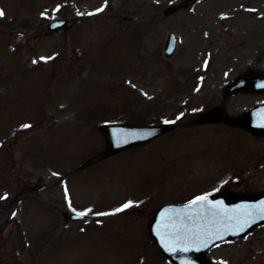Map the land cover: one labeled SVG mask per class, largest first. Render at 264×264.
<instances>
[{
  "label": "rangeland",
  "instance_id": "374dc122",
  "mask_svg": "<svg viewBox=\"0 0 264 264\" xmlns=\"http://www.w3.org/2000/svg\"><path fill=\"white\" fill-rule=\"evenodd\" d=\"M0 11V264H170L148 234L156 208L264 189L253 169L264 139L236 125L264 95L224 97L264 70V29L252 37L264 0H0ZM57 19L69 27L50 34ZM169 34L183 47L167 59ZM217 107L231 124L198 123ZM169 121L151 144L98 158L100 126ZM207 259L264 264V228Z\"/></svg>",
  "mask_w": 264,
  "mask_h": 264
},
{
  "label": "water",
  "instance_id": "95a60500",
  "mask_svg": "<svg viewBox=\"0 0 264 264\" xmlns=\"http://www.w3.org/2000/svg\"><path fill=\"white\" fill-rule=\"evenodd\" d=\"M239 84H240V81L238 80V82H235L234 87L231 86L230 89H234L235 91H237L239 89ZM213 120L217 121L218 119H212V121ZM207 121H211V120H207ZM121 128H124V129H121ZM169 130L170 129L168 127L134 129L126 125L119 126V127L118 126H115V127L106 126L103 128V132L107 134L108 136L107 154L111 155L124 148L130 147L132 145L149 142L153 140L155 137ZM122 131L136 132L139 134L133 137H125ZM210 199H213V198H210ZM248 200H252V198H249ZM211 201L213 202L214 205H217L219 209H221L225 213L224 216L222 217L223 221H221V224L224 225L226 228H228L229 226L237 227L240 223L247 224L248 222H250V218H257V217L264 218V216L261 215V211L264 212V208H261L262 204L259 201L239 202L235 206L229 205L231 204V202L228 200V198L226 199L223 196H218L216 200L213 199ZM174 212H175V208H166L162 210L160 213L156 214L154 221L151 225V229H150L151 234L155 235L156 238H158L159 240H161V236H163V239L167 242L168 241V238L166 239L167 235L169 236V234H172L173 231L176 233L179 231L181 239L184 238L188 234L187 233L186 235H184V233L191 230L190 224L187 220L172 218L171 215ZM200 223H203V222H200ZM228 234H230V232L227 233L225 231H222L220 233L221 237H218V238L225 239L228 236ZM167 247L168 246H166V248ZM166 248L164 247L165 253L167 252V254L171 256L172 259H174L175 254L170 253V251L166 250ZM180 251H183V250H180ZM187 253L189 254V256L187 255ZM187 253H184V254L188 256L191 260L196 261V262L199 261L197 256H194L192 253L190 254L189 252Z\"/></svg>",
  "mask_w": 264,
  "mask_h": 264
},
{
  "label": "snow or ice",
  "instance_id": "6c2138e0",
  "mask_svg": "<svg viewBox=\"0 0 264 264\" xmlns=\"http://www.w3.org/2000/svg\"><path fill=\"white\" fill-rule=\"evenodd\" d=\"M3 15H4L3 11H0V16H3ZM24 127H29V125H24ZM198 199L201 200V201H206L207 197H200ZM130 205H131V202H129L128 204L123 205L122 207L123 208H128ZM121 210H122L121 208L116 209L117 212H119ZM90 211H91V209H88L85 212L79 213V215H81V216L86 215L87 212H90ZM103 214L104 213H100V215H103ZM174 239H176L177 242H180L181 237H180L179 231L174 235Z\"/></svg>",
  "mask_w": 264,
  "mask_h": 264
},
{
  "label": "bare ground",
  "instance_id": "6f19581e",
  "mask_svg": "<svg viewBox=\"0 0 264 264\" xmlns=\"http://www.w3.org/2000/svg\"><path fill=\"white\" fill-rule=\"evenodd\" d=\"M264 28H260V30L258 31V33H257V35H253L252 37H253V39H258V35H259V33L261 32V30H263ZM208 31V32H207ZM206 34H208L209 35V30L208 29H206V30H204V31H202L201 32V36H203V37H205V36H208V35H206ZM178 45H180L179 43H178ZM186 45H184V47H185ZM183 46H181L180 45V48H182ZM254 60V59H253ZM241 110H242V107H241Z\"/></svg>",
  "mask_w": 264,
  "mask_h": 264
}]
</instances>
